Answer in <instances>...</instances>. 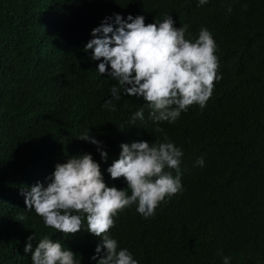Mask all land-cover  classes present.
Listing matches in <instances>:
<instances>
[{"label":"trees","instance_id":"16d2710c","mask_svg":"<svg viewBox=\"0 0 264 264\" xmlns=\"http://www.w3.org/2000/svg\"><path fill=\"white\" fill-rule=\"evenodd\" d=\"M113 14L142 15L146 24L169 14L175 27L188 26L186 38L201 28L211 33L221 78L203 109L194 104L174 123L157 124L142 98L122 88L121 99L112 97L118 82L99 75L101 61L83 49ZM141 108L144 118L133 124ZM86 130L106 160L79 139ZM165 135L183 152L182 191L149 218L135 204L118 212L110 238L138 264H223L224 256L230 264H264V0H0V264H32L24 247L33 234V250L47 236L80 264H97L91 257L101 241L86 221L64 236L25 210L22 191L46 185L57 164L84 153L108 186L126 189L106 171L120 145Z\"/></svg>","mask_w":264,"mask_h":264},{"label":"clouds","instance_id":"9594fccd","mask_svg":"<svg viewBox=\"0 0 264 264\" xmlns=\"http://www.w3.org/2000/svg\"><path fill=\"white\" fill-rule=\"evenodd\" d=\"M208 0H199L204 5ZM114 17V18H113ZM106 17L92 29L90 39L83 51L91 50L99 75L107 73L119 87H111L112 97L124 95L142 98L149 109V117L155 123H174L192 105L206 106L218 72L216 43L206 28H201L198 37L186 38L188 26L175 27V21L165 14L162 21L145 23V17L129 14L126 19L119 14ZM112 21V22H109ZM103 107L115 110L111 100ZM144 118V109L137 110L133 117ZM156 132L163 129L157 127ZM80 140L97 146L101 159L107 153L100 148L101 142L86 130ZM118 159L106 171L110 178H123L126 189H117L104 182L100 165L91 154L73 155L65 163L57 164L54 172L46 177V185L37 182L22 191L25 210L42 217L44 225L64 236L74 235L84 228L100 238L91 257L97 264H138L132 253L120 248L117 240L110 238L114 217L125 208L136 205V211L149 218L155 215L159 204L166 198L182 191L180 163L182 150L168 141H139L120 145ZM203 166V159L196 162ZM175 169L176 175L165 171ZM130 191V195L128 192ZM20 220L25 219L23 215ZM27 238L24 252H31L32 264H80L76 254L66 249L59 241L44 237L33 250ZM103 249V254L101 251ZM223 264H230V257H222Z\"/></svg>","mask_w":264,"mask_h":264}]
</instances>
